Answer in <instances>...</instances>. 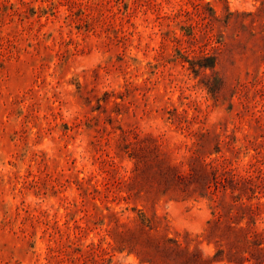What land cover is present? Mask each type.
I'll list each match as a JSON object with an SVG mask.
<instances>
[{"label":"rangeland","instance_id":"rangeland-1","mask_svg":"<svg viewBox=\"0 0 264 264\" xmlns=\"http://www.w3.org/2000/svg\"><path fill=\"white\" fill-rule=\"evenodd\" d=\"M0 264H264V0H0Z\"/></svg>","mask_w":264,"mask_h":264}]
</instances>
